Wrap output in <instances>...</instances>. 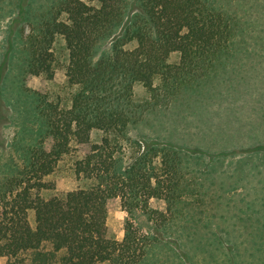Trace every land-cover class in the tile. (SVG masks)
<instances>
[{
  "label": "trees",
  "instance_id": "16d2710c",
  "mask_svg": "<svg viewBox=\"0 0 264 264\" xmlns=\"http://www.w3.org/2000/svg\"><path fill=\"white\" fill-rule=\"evenodd\" d=\"M12 3L11 20L30 24L22 76L51 81L59 41L67 61L57 92L17 83L27 123L0 160V258L142 264L156 241L140 233L134 212L163 226L181 209L203 205L207 192L188 155L205 152L132 138L129 130L148 112L218 80L242 22L217 0H57L37 15L30 0ZM137 87L146 94L142 102ZM59 174L75 178L77 189L57 192ZM154 198L166 202L171 219L150 207ZM112 199L129 216L122 241L107 224Z\"/></svg>",
  "mask_w": 264,
  "mask_h": 264
},
{
  "label": "rangeland",
  "instance_id": "374dc122",
  "mask_svg": "<svg viewBox=\"0 0 264 264\" xmlns=\"http://www.w3.org/2000/svg\"><path fill=\"white\" fill-rule=\"evenodd\" d=\"M55 1L30 0L29 10L40 14ZM217 1L238 15L244 29L228 69L168 107L148 112L128 133L205 152L188 155V165L200 173L197 185L207 192L203 205L183 208L172 218L164 200L151 199L152 209L172 218L163 226L158 225L160 218L152 223L144 213L134 212L132 221L140 233L156 241L142 264H264V191L259 186L264 184V151L256 150H264V0ZM12 2L0 1V160L9 155L7 145L27 123L18 81L23 78L24 86L33 90L57 92L65 84L67 61L59 41L51 81L22 76L23 37L30 24L19 16L11 20ZM135 94L139 102L145 99L141 87ZM55 179L59 193L78 187L70 175ZM128 218L119 199L109 201L107 224L118 241ZM5 262L0 258V264Z\"/></svg>",
  "mask_w": 264,
  "mask_h": 264
},
{
  "label": "crops",
  "instance_id": "0c3cea01",
  "mask_svg": "<svg viewBox=\"0 0 264 264\" xmlns=\"http://www.w3.org/2000/svg\"><path fill=\"white\" fill-rule=\"evenodd\" d=\"M259 186H261L260 188H261V191L263 192L264 191V184H262V185H259ZM258 186V187H259ZM250 191L252 190V191H254V189L252 188V189H249ZM256 191H258L257 189H256ZM264 201V200H263Z\"/></svg>",
  "mask_w": 264,
  "mask_h": 264
}]
</instances>
